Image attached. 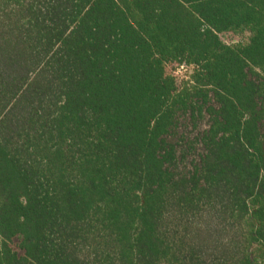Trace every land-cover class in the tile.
I'll return each mask as SVG.
<instances>
[{"label":"trees","instance_id":"trees-1","mask_svg":"<svg viewBox=\"0 0 264 264\" xmlns=\"http://www.w3.org/2000/svg\"><path fill=\"white\" fill-rule=\"evenodd\" d=\"M263 123L264 0H0V264H264Z\"/></svg>","mask_w":264,"mask_h":264},{"label":"rangeland","instance_id":"rangeland-1","mask_svg":"<svg viewBox=\"0 0 264 264\" xmlns=\"http://www.w3.org/2000/svg\"><path fill=\"white\" fill-rule=\"evenodd\" d=\"M248 35H234V34H223L221 39L229 44H246L248 42ZM180 81L185 78V76L190 75V70H182L177 73ZM209 126V117L204 115L203 118H198V121H194L189 116H184L180 119V125L176 132L173 133V137L170 138L171 142L175 143L180 150V154L185 152L187 156L186 161L182 164V168L185 166L193 165V162L197 159L198 155L202 152L201 145L196 144L198 137L204 133ZM264 134V123L262 127ZM15 250L19 251L18 245H14Z\"/></svg>","mask_w":264,"mask_h":264},{"label":"built area","instance_id":"built-area-1","mask_svg":"<svg viewBox=\"0 0 264 264\" xmlns=\"http://www.w3.org/2000/svg\"><path fill=\"white\" fill-rule=\"evenodd\" d=\"M182 70H186V69L184 67H181L178 72H180Z\"/></svg>","mask_w":264,"mask_h":264}]
</instances>
